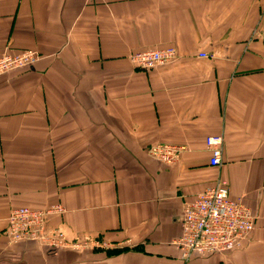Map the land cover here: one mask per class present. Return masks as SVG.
Returning a JSON list of instances; mask_svg holds the SVG:
<instances>
[{
  "label": "crops",
  "instance_id": "crops-1",
  "mask_svg": "<svg viewBox=\"0 0 264 264\" xmlns=\"http://www.w3.org/2000/svg\"><path fill=\"white\" fill-rule=\"evenodd\" d=\"M168 47L167 66L129 60ZM27 50L0 77V264H264V0H0V56ZM160 144L184 150L165 165L144 153ZM219 178L253 232L184 262V208ZM56 205L49 228L107 248L9 242V212Z\"/></svg>",
  "mask_w": 264,
  "mask_h": 264
},
{
  "label": "built area",
  "instance_id": "built-area-1",
  "mask_svg": "<svg viewBox=\"0 0 264 264\" xmlns=\"http://www.w3.org/2000/svg\"><path fill=\"white\" fill-rule=\"evenodd\" d=\"M174 48L137 52L129 60L136 69L152 70L167 66L177 59ZM202 57H206L203 55ZM39 60L32 51L5 53L0 56V77L20 69L31 68ZM223 137L210 136L205 140L209 152V166L222 165ZM184 148L160 144L149 147L144 153L153 161L170 165L177 161ZM59 206L48 209L20 207L9 212L6 236L10 243H35L50 253L71 250L83 252L106 249L107 245L97 240L69 241L65 235L51 229L48 219L64 213ZM256 217L242 200L230 198L227 183L219 178L210 188L200 192L186 205L181 221V235L173 242L184 262L196 257L220 256L241 248L253 232Z\"/></svg>",
  "mask_w": 264,
  "mask_h": 264
}]
</instances>
